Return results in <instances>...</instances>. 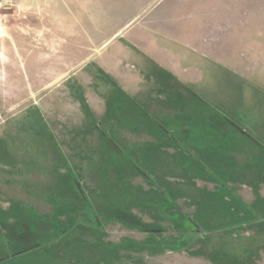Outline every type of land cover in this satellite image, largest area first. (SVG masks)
Here are the masks:
<instances>
[{
    "label": "rangeland",
    "instance_id": "1",
    "mask_svg": "<svg viewBox=\"0 0 264 264\" xmlns=\"http://www.w3.org/2000/svg\"><path fill=\"white\" fill-rule=\"evenodd\" d=\"M0 264H264V0H0Z\"/></svg>",
    "mask_w": 264,
    "mask_h": 264
},
{
    "label": "crops",
    "instance_id": "2",
    "mask_svg": "<svg viewBox=\"0 0 264 264\" xmlns=\"http://www.w3.org/2000/svg\"><path fill=\"white\" fill-rule=\"evenodd\" d=\"M92 28L90 30H88V32H91V34H83L82 35V38H115L117 36V29H115V27L113 28L114 30L112 31L111 30V22H107L105 23L106 26L103 27V30H102V26H101V22L100 20H95L93 19L92 20ZM135 23H132L131 20L127 21L124 25L123 28H125L124 30L122 29V32L119 36H124V38H129V39H133L136 34L139 35L140 38H144V39H155V38H159L161 36H164V35H160V34H157V33H154L153 30H150V29H142L140 31H133V25ZM104 31L103 33L104 34H101V32ZM85 32V31H84ZM166 36V35H165ZM164 36V37H165ZM166 38V37H165ZM116 49L115 51H110L109 53L113 56H116ZM126 51H127V48H126ZM40 68L42 70H52V62H43L40 64Z\"/></svg>",
    "mask_w": 264,
    "mask_h": 264
}]
</instances>
